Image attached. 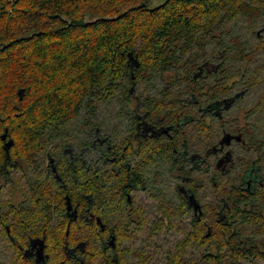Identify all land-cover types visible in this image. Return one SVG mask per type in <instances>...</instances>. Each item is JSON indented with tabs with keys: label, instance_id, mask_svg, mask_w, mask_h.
<instances>
[{
	"label": "trees",
	"instance_id": "1",
	"mask_svg": "<svg viewBox=\"0 0 264 264\" xmlns=\"http://www.w3.org/2000/svg\"><path fill=\"white\" fill-rule=\"evenodd\" d=\"M101 101L119 105L113 124H99ZM1 104L0 132L7 128L10 153L21 155L38 192L20 206L18 220L32 222L39 210L47 222L53 213L57 223L66 222L62 192L53 212L41 178L50 146H87L88 171L78 164L77 175L87 179L93 209L108 205L96 171L99 149L91 146L99 128L112 150L102 151L123 154L120 175H130L123 162L130 154L131 179L152 172L146 190L156 215L148 238L169 240L181 229L175 221L188 213L184 202L175 211L165 204L171 196L161 188L163 176L188 177L184 186L204 202L210 232L203 218L180 225L184 236L164 248V264L264 263V0H0ZM144 127H155L159 137L141 132ZM238 131L247 145L235 146L232 159L216 157L213 171L190 164L189 157L212 144L219 151ZM71 180L73 199L81 190ZM220 210L225 218H218ZM134 213L131 233L144 226L142 212ZM64 232L48 230L56 252ZM148 241L121 250L119 260L131 252V264L148 263ZM4 259L0 249V264H8Z\"/></svg>",
	"mask_w": 264,
	"mask_h": 264
},
{
	"label": "flooded vegetation",
	"instance_id": "2",
	"mask_svg": "<svg viewBox=\"0 0 264 264\" xmlns=\"http://www.w3.org/2000/svg\"><path fill=\"white\" fill-rule=\"evenodd\" d=\"M201 114L205 113L201 112ZM127 117H131V106H129ZM157 131L155 127L141 129L143 133H150L159 137ZM247 131L251 132L249 129ZM6 132L7 128L0 132V147L6 155V159L0 160V246H2L1 252L5 262L8 264H131V252L129 256H124L122 261L118 257L121 250L128 248L131 251V219L138 222L137 214L134 212H142L144 217V226L141 230L153 226L156 215L153 213L150 204L138 205L137 192L145 193L146 196L150 194L146 190V181L150 177H138L139 186L136 176L131 179V167L134 166V161H131V154L126 158L124 156L123 159V162L128 164L127 169L130 175L122 176L119 174L120 170L118 169V163L121 160L119 153L122 154V152L116 151L112 154V157L108 153H104L102 149L105 145L110 152L112 151L108 145L110 142L107 136H104L99 128H96L91 146L93 149H99L98 158L95 161L98 168L95 169L94 163L91 164V167L93 172L95 170L98 172L108 205L93 209L94 196L84 191L87 179L84 175L80 177L77 175L78 164L79 167L84 168L85 172L88 171L85 159L87 146H78L77 148L70 143L56 150L50 146L49 150L43 154L41 178L43 184L47 187L45 194L48 200L51 201L53 212L55 210L56 195L62 192L66 222L57 223L54 213L51 220L47 222L39 210H36L32 215L34 217L32 222H24V220H18L16 214H20V206L23 203L31 201L34 197L38 199V192L31 189L29 173L21 155L15 154L14 157L11 155L10 144H8L10 138L6 136ZM165 133H167V130H165ZM246 145L244 133L238 131L227 137L226 142L221 145L219 151L216 152L215 146L212 144L207 153H199L195 154L196 156L187 158L190 160V164H194V169L200 170L207 167L208 171H213L216 157L232 159L233 148ZM8 166L11 168L7 169ZM2 169L5 170L4 174ZM109 170L113 172L114 176L104 175V172ZM92 177L89 176V178ZM211 177L213 176L211 175ZM172 178L174 193L170 199L164 200L165 204H168L170 209L175 211L174 206H179L184 202L188 210L185 217L187 225L188 220L203 218L204 225L206 224V228L210 232L211 227L206 222L208 218L204 216V202L199 200L196 194L183 184L184 181L188 182L189 178L179 176V181L177 180L178 176H172ZM71 179L74 180L77 190H81L77 191L79 194L75 192L74 200L67 193L74 188ZM190 195L194 196V200L190 199ZM208 201H210L209 196L207 197ZM196 203L199 204L197 208L195 207ZM131 204H134V212L131 211ZM68 205L71 207L69 210ZM120 206L123 209L122 212L118 211L117 207ZM124 211L130 213L129 218L126 217ZM219 217L225 218L222 210L218 212ZM71 221L75 222L74 226L76 227L73 232H70ZM55 226L65 231L64 236L60 238L58 243L57 252L47 235L48 230ZM101 233L103 237L105 236L104 238L100 237L98 241L91 239V235ZM142 264L147 263L145 261Z\"/></svg>",
	"mask_w": 264,
	"mask_h": 264
},
{
	"label": "rangeland",
	"instance_id": "3",
	"mask_svg": "<svg viewBox=\"0 0 264 264\" xmlns=\"http://www.w3.org/2000/svg\"><path fill=\"white\" fill-rule=\"evenodd\" d=\"M256 100H258L257 96H255L254 100H250L251 104H255ZM30 101V100H27ZM9 102V101H8ZM234 101H232L233 103ZM4 104H1L0 107H2ZM98 108H99V124H104L105 122H109V124H113L114 123V119H112V115H114L118 108L119 105L115 102H99L98 103ZM241 115H240V120H239V124L240 126H244V119L246 116V109H244L242 107V111H241ZM260 114L262 115V113L260 112ZM128 119V118H127ZM261 120L263 119L264 121V113L262 115V117L260 118ZM246 123V122H245ZM124 138V137H123ZM123 140V139H122ZM121 140V141H122ZM119 141V143L121 142ZM151 174H149L150 176L152 175V172H150ZM148 175V176H149ZM163 183L161 185V188L164 189V191H166V194H168V196H172L174 193V182L172 179H170L167 175L163 176ZM136 199L139 202V206L140 205H148L151 204V202H153L151 199L147 198L145 193H141V192H137L136 193ZM151 211V210H150ZM152 217V214L150 215ZM149 216V217H150ZM176 225L175 226H179L182 227L180 225H185L187 224V221H175ZM186 228V227H185ZM178 234L172 233L173 236H171L170 238H168L169 240H165L163 239V237H161V239L163 241H161L160 239H156V238H148L149 236V232L146 229L140 230V232H136V233H131V247L133 248H139L142 244L141 239L143 238H147L149 241L148 244V250L147 254H150L149 256L152 257L151 259H149V262L147 264H164V259H165V252H164V248L166 249H171L174 247L175 241H177L178 239H180L182 236H184L183 234V230L184 228L182 227L181 229H178ZM177 239V240H176ZM162 242L164 247H154L156 244H160ZM158 246V245H157ZM0 249L2 250V246H0ZM192 251L191 250H187L186 254L184 253L182 256L183 257H188L190 256V253ZM162 260V263H161ZM246 264V263H245ZM256 264H264L263 262H257Z\"/></svg>",
	"mask_w": 264,
	"mask_h": 264
},
{
	"label": "water",
	"instance_id": "4",
	"mask_svg": "<svg viewBox=\"0 0 264 264\" xmlns=\"http://www.w3.org/2000/svg\"><path fill=\"white\" fill-rule=\"evenodd\" d=\"M131 59V58H130ZM21 94V93H20ZM190 199H193L194 200V196L193 195H190ZM199 206L198 203L195 204V207L197 208ZM71 207L68 205V210L70 209Z\"/></svg>",
	"mask_w": 264,
	"mask_h": 264
}]
</instances>
